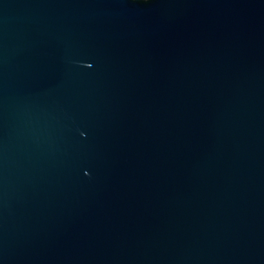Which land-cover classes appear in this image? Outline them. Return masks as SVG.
Segmentation results:
<instances>
[{
  "label": "water",
  "instance_id": "water-1",
  "mask_svg": "<svg viewBox=\"0 0 264 264\" xmlns=\"http://www.w3.org/2000/svg\"><path fill=\"white\" fill-rule=\"evenodd\" d=\"M0 264H264V0H0Z\"/></svg>",
  "mask_w": 264,
  "mask_h": 264
}]
</instances>
